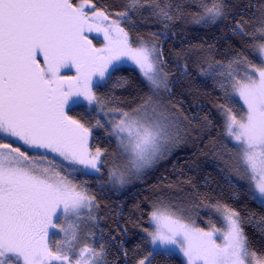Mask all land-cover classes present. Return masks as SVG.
I'll use <instances>...</instances> for the list:
<instances>
[{
	"label": "snow or ice",
	"instance_id": "obj_1",
	"mask_svg": "<svg viewBox=\"0 0 264 264\" xmlns=\"http://www.w3.org/2000/svg\"><path fill=\"white\" fill-rule=\"evenodd\" d=\"M186 2L201 9L191 14L196 24L227 16L224 0ZM145 8L165 30L185 17L182 3L172 0H127L114 13L94 0H0V264H110L102 229L85 236L92 243L80 244L81 225L98 228L100 204L76 177L99 176L108 163L107 150L91 143L93 130L104 129L115 140L109 182L120 187L165 159L187 136L181 114L161 95L171 88L159 39L139 37L134 44L130 36L136 27L131 13ZM232 33L241 38L259 33L264 39V10L255 32L237 22ZM100 35L103 46L96 47L93 39ZM158 35L167 32L149 34ZM254 47L264 57V43ZM125 61L137 66L150 90L129 109L110 106L108 97L97 94ZM205 63L201 75L221 78L217 83L226 101L218 107L232 147L224 145L223 162L249 182L250 197L264 207V60L257 64L238 52L227 64L209 57ZM76 106L96 113L95 122L71 115ZM215 209L225 226L205 230L179 204L160 197L149 214L152 230L143 229L152 251L179 250L187 264H264L250 250L240 213L219 203ZM256 226L264 233V217ZM61 233L63 239H57ZM146 261L151 264L148 256L138 264Z\"/></svg>",
	"mask_w": 264,
	"mask_h": 264
},
{
	"label": "trees",
	"instance_id": "obj_2",
	"mask_svg": "<svg viewBox=\"0 0 264 264\" xmlns=\"http://www.w3.org/2000/svg\"><path fill=\"white\" fill-rule=\"evenodd\" d=\"M126 2L127 0H94L98 8L110 13L123 10ZM172 2L173 5L182 3L185 13L183 19L177 20L165 30L155 17L149 15L150 9L132 12L136 27L134 30L130 29V36L135 42L139 37L148 39L153 32H167V35L155 37L163 48L166 71L169 72L171 92H167L166 96L188 118L186 123L201 131L192 137L187 148H181L167 160L159 162L145 181L126 188L120 194L113 188L110 191L113 195L110 194L112 196L109 197L106 195L109 189L101 190L99 183L109 175L113 160L111 153L115 152L116 143L104 129H94L91 143L93 147L107 150L108 163L102 166L99 176L90 177L91 191L100 204L98 228L93 225L92 231L98 234L100 229L103 230L110 264H138L145 256H148L151 264H184L175 254L152 252L143 229L150 230L148 217L153 202L163 197L166 201L179 204L184 210L186 202L190 200L199 209L198 216L212 219L214 224L215 205L219 203L240 213L250 241V250H255L259 257H264V233L258 231L256 226L260 218L264 217V207L250 197L247 180L229 178L209 156L218 140L225 141L230 147L232 143L225 137L222 123L224 115L218 107L226 103L217 83L220 77L214 80L201 75V68L207 67L206 57L227 64L239 52L254 63H260L254 44L264 39L257 37L258 33L255 37L241 38L233 35L232 29L240 22L246 31L255 32L264 10V0H224L227 6L226 18L207 25L192 21L191 14L201 11L196 4L186 0ZM184 65L188 68L187 75L183 73ZM112 72L111 79L97 88V94L108 97L112 101L110 106L125 109L135 107L140 103L141 97L147 94L140 73L126 65H118ZM70 114L93 123L97 119L95 113L88 115L83 106L74 107ZM166 193L168 196L176 193L177 197H169L170 200H167ZM199 224L206 227L201 222Z\"/></svg>",
	"mask_w": 264,
	"mask_h": 264
},
{
	"label": "rangeland",
	"instance_id": "obj_3",
	"mask_svg": "<svg viewBox=\"0 0 264 264\" xmlns=\"http://www.w3.org/2000/svg\"><path fill=\"white\" fill-rule=\"evenodd\" d=\"M90 37H96L97 34L96 33H91L89 34ZM257 37H259V33L257 35ZM151 39H155V37H149ZM148 38V39H149ZM136 42V41H135ZM135 42H133L135 44ZM93 43L96 47H101L103 46V37L102 35H100L97 39H93ZM261 43H264V40L260 41V42H256L254 45H259ZM254 51H255V54H256V57L258 58L259 62L261 63L262 60H264V57H262L258 51V48L254 47ZM118 65H126V66H130V67H133L135 68L139 73V69L137 68L136 65H134L131 61H125V62H122V63H119L117 64L116 66ZM221 71H226V69H220ZM64 70H62L63 72ZM72 75L75 74L74 70L70 73ZM141 75V73H140ZM141 78L142 80L144 81L145 85H146V88H147V94H149V87L146 83V81L144 80V78L142 77L141 75ZM221 79V78H220ZM218 81V80H217ZM169 83H170V78H169ZM166 93L167 92H162L161 95H162V98L164 99V101L167 103L168 101H170L167 96H166ZM171 105H174L175 108L174 110L177 111L179 114H181L178 110V108L176 107V105L174 103L171 102ZM96 114V113H95ZM102 122H103V117H100ZM181 120H182V124L185 128H187L188 130V134L187 136L185 137V139L175 148L173 149L172 153L170 155H168L165 159H162L160 161H158L156 164H154L151 168L147 169L145 172H143L142 174H140L139 176H136V175H132L129 177V180H128V183H126L123 187H120V186H113L111 185V183L109 182V175H107L105 177V179L103 181H100L99 185L103 184L105 185V187L103 188L104 190L105 189H109L108 192L106 193L107 196L111 197L113 194L111 191V189L114 188V190L120 194L122 193L123 191L126 190V188H130V187H133L137 184H140L142 181H145L147 179V177H149V175L151 174L152 170L157 166V164L159 162H163L165 160H167L173 153H175L176 151L180 150L181 148H187L189 145H190V142L192 140V137H194V135H196L198 132L201 131V129L197 130L194 128V126H189L188 123H186V120H184V116L181 114ZM223 129H224V123H225V116H223ZM227 145L228 148H231L225 141L223 140H218L217 143L214 145V147L210 150V153H209V156L211 158V161H213L221 170H223V172L229 177V178H235V179H238L236 177V175L233 173V171L226 167V165L224 164L223 160L224 159H227V153H226V150L224 148V145ZM57 160H59V158L57 157L56 158ZM103 159V158H102ZM93 177V176H97L96 174H93V175H78L76 177L77 181H83L86 183V186L91 190V180L90 177ZM95 179V178H94ZM249 183V182H248ZM112 194V195H110ZM167 200H170L169 197L172 199H176L177 197V194L176 193H170V195L168 196L167 193H166V196ZM187 206L186 208H184L185 212L188 214V216L195 220L196 222V225L201 227V228H204L205 230H210L211 229V226L212 225H215L216 227L218 228H224L225 224H224V220H223V217H222V213L221 212H215V215H216V218H215V224L211 222L212 219H207V218H203L202 216H198L197 214V211L199 210L197 208V206L194 207L192 201H187ZM195 209V210H194ZM152 210V209H151ZM151 212V211H150ZM186 214V215H187ZM96 215L99 216V211L96 212ZM217 219V220H216ZM199 222L205 224L206 227H203L199 224ZM208 223V224H207ZM219 223V224H218ZM218 224V225H217ZM148 225L150 226V230H152V226L150 225L149 223V217H148ZM67 225H65L66 227ZM92 226L93 224L89 223L87 225H81V231L79 233L80 235V244L82 245L83 243L87 242V243H92V240L91 238L85 240V236H87L88 233L90 232H93L92 231ZM151 249H152V246H151V243H150V239L149 237L147 236V234L145 233L144 234ZM57 239H63V233L60 234V236L57 237ZM153 252V251H152ZM173 254L177 255L184 264H187V259L186 257H184V255L179 251V250H175L173 252ZM252 264H255V261L252 262Z\"/></svg>",
	"mask_w": 264,
	"mask_h": 264
}]
</instances>
